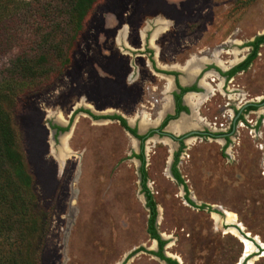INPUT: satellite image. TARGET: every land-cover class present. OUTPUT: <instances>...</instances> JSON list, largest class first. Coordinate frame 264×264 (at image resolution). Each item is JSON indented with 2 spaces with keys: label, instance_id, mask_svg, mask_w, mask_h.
Listing matches in <instances>:
<instances>
[{
  "label": "rangeland",
  "instance_id": "rangeland-1",
  "mask_svg": "<svg viewBox=\"0 0 264 264\" xmlns=\"http://www.w3.org/2000/svg\"><path fill=\"white\" fill-rule=\"evenodd\" d=\"M153 21L168 27L158 40L159 61L183 64L205 50L200 57L213 62L218 56L215 61L229 67L246 53L233 58L216 49L225 47L235 54L264 33V0H99L70 44L61 36L53 38L54 44L31 43L32 31L48 25L37 18L19 27L28 43L0 56V80L19 81L10 85L15 104L12 119L39 209L46 215L39 264H163L151 253L158 251V244L148 234L150 210L135 156L140 153L138 142L117 121L78 114L79 107L86 105L97 112L119 111L130 123L141 122L142 130L147 123L158 122L155 114L162 107L165 82L152 77L148 60L142 58L144 81L128 83L131 57L116 41L125 30L129 47L138 49L142 33ZM56 45L65 49L69 59L65 65V57L44 53ZM23 54L44 59L37 73L17 78L12 63ZM212 78L207 82L219 83ZM222 85L225 90L201 106L206 123L218 129L232 120L226 112L243 99H237L238 94L246 99L264 96V46L247 71ZM139 99L149 119L131 115ZM73 113L72 129L67 139L60 136L61 145L60 138L52 135L54 121L68 122ZM257 118L253 114L246 119L228 147L219 139L190 140L179 171L195 206L186 201L183 185L170 172L176 145L157 137L146 144L147 186L159 211L157 231L165 237L167 258L178 264H240L246 257L243 237L264 248V119L257 128ZM186 122L193 125L191 129L199 126ZM188 129L180 127L173 133ZM214 207L225 214L215 213ZM72 212L74 220L68 228ZM226 212L234 214L236 222H228ZM256 247L245 264H264V252L258 253Z\"/></svg>",
  "mask_w": 264,
  "mask_h": 264
},
{
  "label": "trees",
  "instance_id": "trees-1",
  "mask_svg": "<svg viewBox=\"0 0 264 264\" xmlns=\"http://www.w3.org/2000/svg\"><path fill=\"white\" fill-rule=\"evenodd\" d=\"M99 0H0V56L28 43L19 27L25 21L42 18L47 23L44 28L37 27L31 33V43H52L53 38L65 37L67 43L81 29L86 18ZM65 20L62 23L59 20ZM64 30V31H62ZM49 38V39H48ZM260 37L255 42L254 55L229 73L232 76L239 70H245L252 59L257 56ZM54 44V42H53ZM55 49V50H54ZM65 57V49L54 46L44 49ZM42 53V49L40 51ZM46 56V54H44ZM41 56V55H40ZM43 57L38 55L28 57L23 54L13 63L11 70L17 78L37 73L41 68ZM17 79L0 80V264H39V252L45 238L46 215L38 206V198L34 189V179L30 174L24 153L21 136L17 132L13 118L15 107L10 85L19 84ZM256 109V108H253ZM123 125L125 121L123 120ZM261 122V121H260ZM260 122L258 126L260 125ZM258 128V127H257ZM134 133V131H132ZM143 164L145 158L140 156ZM143 188L146 191L147 206L150 210L148 234L157 241L158 252L152 253L165 260L168 264H178L176 260L163 254L166 242L157 231L158 217L156 202L147 188V175L142 170ZM174 175L179 184L185 185L186 201L195 206L188 197V187L179 172L174 169ZM200 208H204L200 207ZM141 248L140 251H143Z\"/></svg>",
  "mask_w": 264,
  "mask_h": 264
},
{
  "label": "flooded vegetation",
  "instance_id": "flooded-vegetation-1",
  "mask_svg": "<svg viewBox=\"0 0 264 264\" xmlns=\"http://www.w3.org/2000/svg\"><path fill=\"white\" fill-rule=\"evenodd\" d=\"M149 26L150 28H147V30H145L143 33L141 31L142 36L140 38H143V43L142 45L140 43V47L138 49H131L129 47L127 43L129 36L127 35L128 32H126L125 30L117 34L116 41L123 49L122 51H124L126 55L131 57L130 61L128 62L130 68V75L127 78L128 83H134V82L136 83L137 81L141 82L143 80L142 78L143 74L141 72V68L143 65H146V63L145 61L144 63H141L142 58H144V60L145 59L148 60L147 66L150 67L153 71V73L151 74L152 77H159L160 80L165 82L163 84L162 93H161L162 107H160V109L155 114L156 115L155 119H158L157 120L158 122L156 124L147 123L148 126L144 130H142L141 122L137 121L136 125L134 123H130L128 120H126L128 118L125 115L121 114L119 111L112 110V111H106V113L97 112L93 109V107L86 105L84 107L83 105V107H79L81 109L78 112V114L81 112L85 113V115H87V117H89V119L91 120L102 119V120L117 121L120 123L121 127L124 128V131L128 133L129 136L132 135L136 139V142H138L137 144L140 153L135 156L138 158L139 163L141 165L140 171H141V179H142V189L145 197L147 196H146V191L143 188L144 181H143L142 170L143 169L145 170V166H146V144L151 139L155 137H157L158 139L166 138L176 145L171 156V165L169 168L171 175L173 176V179L178 183L177 178L174 175V169H176L180 174L179 166L181 164L182 155L186 149V146L189 144V142H191L190 140H192L193 138H201L204 140L219 139V140H223L225 147H228L233 142V138L237 133V129L244 126V122L246 119H250V117L253 114H257L258 115L257 119H260L259 121H257V124H259L261 119H264V96L250 97L249 99H246L245 94H238L237 99H239V96H242L243 99L239 103L234 105V107L231 108L232 112L230 111L226 112L227 114L231 113L230 119H232L230 123H228L226 128H223L225 127L223 124H221L220 129L215 127L216 124H214L213 126L207 124L206 121L204 120L206 119V117H203L201 115L202 114L201 106L207 100H209L213 96H216V94L221 93L220 92L221 90H225V86L222 85L223 83L226 85V83L228 82L229 83L234 82L237 75L247 71L251 67L253 61L257 58L259 54L260 48L264 46V41L259 43L257 56L254 59H252L248 67L245 70H239L236 73H234L232 76H229V73L232 70L243 64L247 59L251 58L254 55L255 42L258 38L264 37L263 33L256 36L254 39L247 41L244 46H240L239 49H242V51L236 52L235 54H230L228 51L224 49L225 47H223V49L221 48L220 50L216 49V53H226L227 55L229 54L233 56V58H235V56L237 55L240 56L242 52L246 53L245 55H242L241 60L240 59L237 60V58H235L232 65H230L229 67L222 66L220 64L221 61H219L220 63L215 61L216 59L219 58L218 56L217 57L213 56V58L215 59L213 60V62L206 61L207 56L200 57L202 53H205V50H200L197 52V54H194L193 56L191 55V57H189L188 60L186 59L187 61L185 60L183 64H178L175 62L168 64L158 60V58H161V51H162L161 50L162 48L158 45L159 43L158 40L161 37L160 35L161 33L163 34V32L165 33V31H168V27H166L167 25L165 24V22L161 23V21H153V23L149 24ZM192 59H195V63H197L199 70L194 74H189L190 67L191 68L193 67L190 66L191 65L190 62ZM212 63L213 66L210 65ZM209 77H214L211 79V82L218 81L219 83L213 86L211 83L207 82V79ZM144 79H148V78H144ZM156 87H158V85ZM141 90L142 91L140 92L139 96L143 97L144 95L143 87H141ZM189 97L191 98L193 97V98L189 99ZM141 101L142 99L136 101V105L137 104L138 105L134 108V110H132L133 114L131 113V115L135 116L134 119H149L148 115L150 114L146 111L143 112L140 109V107L141 108L143 107ZM148 101L150 100L148 99ZM228 105L230 106L231 104L228 103L226 106ZM138 106L139 108H137ZM151 109L152 108H150V110ZM259 111H261L260 114ZM75 117H76V113H73V115L69 118L70 120L68 121L67 125L54 126L53 125L54 123H52L51 126H54L53 127V130L55 131L54 134L58 139L60 138V136L62 138V136L70 130V128L73 126ZM219 117L220 116H216L214 117V119H219ZM182 119H186L188 122L191 123H195V124L198 123L199 126L191 129L193 127V125H191L190 129L182 131L183 133L182 132L177 134L173 133L174 131L171 130L170 125L172 123L179 122ZM123 120L125 121V125H123L122 122ZM132 131H134V133ZM192 131H197L199 132V134L185 137L187 134H189ZM169 134L174 135L175 138L168 136ZM61 138L59 140L60 143H61ZM141 155H143V157L145 158V164H143L140 158ZM183 187L185 193L187 194L185 190V185H183ZM188 197L192 201V199L189 196V189H188ZM215 213L218 212L215 211ZM219 214H223V213L219 212ZM237 228L240 231H242L240 227ZM252 245L257 246L256 249L258 250V253L264 252V248L261 246V244L258 241H256V244L252 243ZM157 252L158 251L156 252L153 251L151 253H157ZM253 252L248 253L246 257H244L243 255L240 264H245L246 260L252 257V255L254 254ZM153 255L155 258L161 261H165L162 260L160 257L156 256L155 254Z\"/></svg>",
  "mask_w": 264,
  "mask_h": 264
},
{
  "label": "bare ground",
  "instance_id": "bare-ground-1",
  "mask_svg": "<svg viewBox=\"0 0 264 264\" xmlns=\"http://www.w3.org/2000/svg\"><path fill=\"white\" fill-rule=\"evenodd\" d=\"M215 57H217V56H215ZM191 65L190 66H193L192 68L190 67V69H189V74H192V73H196L197 72V70H199L198 69V65H197V63H195V59H192L191 60ZM195 63V64H194ZM188 64V63H187ZM183 68V67H182ZM184 69V68H183ZM188 76V75H187ZM190 80V79H189ZM193 98V97H192ZM191 97H189V99H192ZM143 126V125H142ZM145 127V125L142 127V128H144ZM180 127H182V128H190L191 127V125H189V124H187V122H186V120H181V121H179V122H176V123H172L171 125H170V128H171V130L172 131H176L177 132V130H179L180 129ZM175 132V133H176ZM63 145H65V144H63ZM226 215H227V221L228 222H231V223H234V222H236V217H235V215L234 214H232V213H229V212H226ZM242 241H243V243H244V245H245V248H246V250H245V255L247 256L248 255V253H250V252H253V250H254V246L251 244V242H249L248 240H246V239H243L242 238ZM249 264H252V262H250Z\"/></svg>",
  "mask_w": 264,
  "mask_h": 264
},
{
  "label": "water",
  "instance_id": "water-1",
  "mask_svg": "<svg viewBox=\"0 0 264 264\" xmlns=\"http://www.w3.org/2000/svg\"><path fill=\"white\" fill-rule=\"evenodd\" d=\"M264 34V33H263ZM54 123L56 124V125H60V126H63V125H67L68 124V122H63V121H60V120H58V121H54ZM71 129H72V127L70 128V130L67 132V133H65L62 137L63 138H66L67 137V135H69V133H70V131H71ZM55 133V131L53 130L52 131V135ZM197 134H199V132H197V131H192V132H190L189 134H187L185 137H189V136H193V135H197ZM131 136V138L134 140V141H136V139L132 136V135H130ZM168 136H170V137H174L175 138V136L174 135H171V134H169ZM67 139V138H66ZM66 143V142H65ZM61 145H62V143H61ZM66 145H67V143H66ZM68 155L69 154H66V157H68ZM59 161H60V163H61V168L63 167V161L62 160H60L59 159ZM75 196H73V198H74ZM192 202H194V200L192 199ZM195 203V202H194ZM197 203H195V205H196ZM198 205V204H197ZM214 210H216L217 212L219 211V212H221V213H223V214H225V211L223 210V209H221L220 207H214ZM157 212H158V215H159V211H158V209H157ZM218 212V213H219ZM73 220H74V212H72L71 213V221H70V223L68 224V228L73 224ZM158 217H157V220H156V226H157V223H158ZM159 233V232H158ZM159 235H160V237H161V239L162 240H165V237L163 236V235H161L160 233H159ZM155 241V243L157 244V241L156 240H154ZM154 250H156V249H154ZM154 252H156V251H154ZM166 257H168L167 255H165ZM161 261V260H160ZM163 264H167L165 261H161ZM121 264H123V263H121Z\"/></svg>",
  "mask_w": 264,
  "mask_h": 264
}]
</instances>
